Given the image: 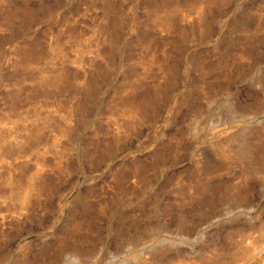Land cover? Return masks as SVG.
Returning a JSON list of instances; mask_svg holds the SVG:
<instances>
[{
    "label": "rangeland",
    "instance_id": "obj_1",
    "mask_svg": "<svg viewBox=\"0 0 264 264\" xmlns=\"http://www.w3.org/2000/svg\"><path fill=\"white\" fill-rule=\"evenodd\" d=\"M0 264H264V0H0Z\"/></svg>",
    "mask_w": 264,
    "mask_h": 264
}]
</instances>
